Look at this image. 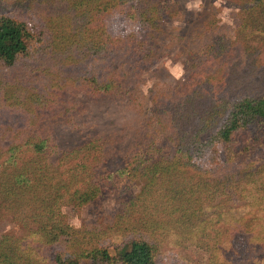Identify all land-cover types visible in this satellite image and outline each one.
I'll list each match as a JSON object with an SVG mask.
<instances>
[{
    "label": "trees",
    "instance_id": "1",
    "mask_svg": "<svg viewBox=\"0 0 264 264\" xmlns=\"http://www.w3.org/2000/svg\"><path fill=\"white\" fill-rule=\"evenodd\" d=\"M4 1L0 0V216L12 212L26 230L22 238H0V264H158L162 244L174 235L181 241L172 226L178 229L179 223L185 229V218L196 214L204 196L208 200V189L199 179L220 178L233 168L228 177L235 184L237 176L242 181L248 175L239 176V169L246 172L256 163L264 140V98L238 93L229 99L206 91L204 80L197 82L192 93L151 114L146 124L145 136L152 140L145 148L149 152L156 145L158 152H167L163 145L168 140L173 146L170 158L134 152L122 167L106 169L108 154L98 137L58 152L43 120L69 111L78 94H127L141 70L159 60L157 42L163 24L179 14L177 3L24 0L21 9L32 15L26 22L5 13ZM239 8L245 17L235 28L245 38L237 41H264V0H242ZM109 12L135 22V32L111 36L105 24ZM211 37L186 72L225 51L228 41L209 42ZM203 159L212 160L213 166H200L197 160ZM121 178L140 187L136 195L121 201L114 224L88 230L66 223L64 205L82 207ZM259 201L263 203L264 195ZM217 220L237 222L229 213H219ZM258 220L239 223V229L264 241V217ZM201 224L188 240L206 228ZM214 258L217 264H230L219 253Z\"/></svg>",
    "mask_w": 264,
    "mask_h": 264
},
{
    "label": "rangeland",
    "instance_id": "2",
    "mask_svg": "<svg viewBox=\"0 0 264 264\" xmlns=\"http://www.w3.org/2000/svg\"><path fill=\"white\" fill-rule=\"evenodd\" d=\"M23 1L5 0L4 12L28 22L32 15L21 9ZM170 1L177 3L179 14L163 24L157 42L160 58L154 65L141 70L127 94L96 98L78 94L72 99L69 111L43 120L54 137L58 152L98 137L107 150L106 169L122 167L134 152L154 158H170L173 146L168 140L163 145L167 152H158L156 145L149 152L145 148L152 140L145 136L148 133L146 124L151 114L192 93L197 82L204 80L206 91L229 99L238 93L264 98V41L257 37L246 38L243 44L237 41L245 38H241L235 28V23L245 17L239 12L242 0ZM105 24L111 36H125L136 30L135 22L117 12H109ZM209 36H212L209 42L214 39L228 41L225 51L216 58H203L202 64L192 72H186L190 62L194 61L193 56L200 55ZM262 130L264 137V128ZM259 151L252 167L246 172L245 169L237 172L239 176L248 174L242 181L237 176L239 182L232 183L228 175L233 168L224 171L220 178L199 179L205 182L208 200L203 197L198 204L200 209L192 218L184 216L188 221L185 229L179 223L178 229L172 226V232L177 231L181 241L174 235L162 244L158 264H217L218 259L214 256L218 253L230 264H263L264 241H255L239 229V223L253 224L264 217L261 210L264 201H259L264 195V140ZM197 162L204 168L213 166L209 159ZM260 168L263 170L258 174H249ZM195 179L198 182V177ZM139 187V183L126 178L113 179L97 199L79 208L66 204L61 208V214L66 223L75 228H105L115 223L121 201L136 195ZM219 213H229L237 222L235 225L220 222L217 220ZM200 221L202 227L206 224V228L197 229L196 236L188 240ZM24 226L16 222L12 212L3 213L0 216V238L3 235L22 238L26 230ZM260 232L264 234L263 229Z\"/></svg>",
    "mask_w": 264,
    "mask_h": 264
}]
</instances>
